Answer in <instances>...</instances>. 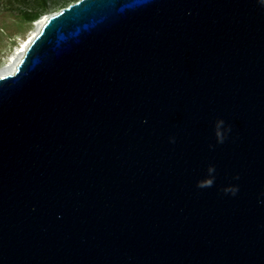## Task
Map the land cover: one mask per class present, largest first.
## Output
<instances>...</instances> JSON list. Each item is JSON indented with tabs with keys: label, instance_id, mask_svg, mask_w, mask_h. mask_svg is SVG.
<instances>
[{
	"label": "water",
	"instance_id": "1",
	"mask_svg": "<svg viewBox=\"0 0 264 264\" xmlns=\"http://www.w3.org/2000/svg\"><path fill=\"white\" fill-rule=\"evenodd\" d=\"M0 264H264V0L50 14L0 77Z\"/></svg>",
	"mask_w": 264,
	"mask_h": 264
},
{
	"label": "rangeland",
	"instance_id": "2",
	"mask_svg": "<svg viewBox=\"0 0 264 264\" xmlns=\"http://www.w3.org/2000/svg\"><path fill=\"white\" fill-rule=\"evenodd\" d=\"M77 0H0V67L36 26L43 14H53ZM41 12L36 20L29 15Z\"/></svg>",
	"mask_w": 264,
	"mask_h": 264
},
{
	"label": "bare ground",
	"instance_id": "3",
	"mask_svg": "<svg viewBox=\"0 0 264 264\" xmlns=\"http://www.w3.org/2000/svg\"><path fill=\"white\" fill-rule=\"evenodd\" d=\"M48 17L49 15L43 14L40 19H37L33 23L36 28L20 41L17 49L13 51V53L7 58L5 63L0 67V77L15 72L18 63L21 61L27 48L29 47L33 39L37 36L44 23L47 21Z\"/></svg>",
	"mask_w": 264,
	"mask_h": 264
},
{
	"label": "trees",
	"instance_id": "4",
	"mask_svg": "<svg viewBox=\"0 0 264 264\" xmlns=\"http://www.w3.org/2000/svg\"><path fill=\"white\" fill-rule=\"evenodd\" d=\"M40 13L41 12L38 11L35 14L29 15V18L32 19V20H36Z\"/></svg>",
	"mask_w": 264,
	"mask_h": 264
},
{
	"label": "clouds",
	"instance_id": "5",
	"mask_svg": "<svg viewBox=\"0 0 264 264\" xmlns=\"http://www.w3.org/2000/svg\"><path fill=\"white\" fill-rule=\"evenodd\" d=\"M220 123L222 124V122H220ZM198 186H201V187L208 186V187H210L211 185H198Z\"/></svg>",
	"mask_w": 264,
	"mask_h": 264
}]
</instances>
